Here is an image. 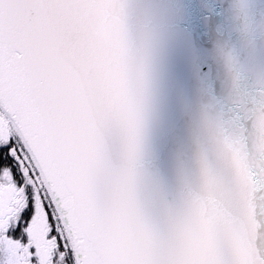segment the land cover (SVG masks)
Masks as SVG:
<instances>
[{"label": "snow or ice", "instance_id": "1", "mask_svg": "<svg viewBox=\"0 0 264 264\" xmlns=\"http://www.w3.org/2000/svg\"><path fill=\"white\" fill-rule=\"evenodd\" d=\"M0 264H264V0H0Z\"/></svg>", "mask_w": 264, "mask_h": 264}]
</instances>
